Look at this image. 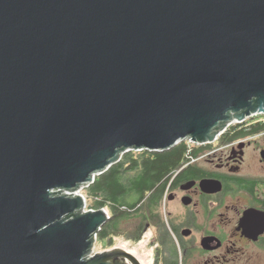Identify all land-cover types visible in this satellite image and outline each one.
<instances>
[{"label": "water", "instance_id": "1", "mask_svg": "<svg viewBox=\"0 0 264 264\" xmlns=\"http://www.w3.org/2000/svg\"><path fill=\"white\" fill-rule=\"evenodd\" d=\"M257 111L264 0H0V264H141L81 190Z\"/></svg>", "mask_w": 264, "mask_h": 264}, {"label": "flooded vegetation", "instance_id": "2", "mask_svg": "<svg viewBox=\"0 0 264 264\" xmlns=\"http://www.w3.org/2000/svg\"><path fill=\"white\" fill-rule=\"evenodd\" d=\"M184 159L157 189L131 203L135 211L126 213L122 225L138 232L144 220L156 230L162 214L169 237L151 240L155 264H264V112L230 123Z\"/></svg>", "mask_w": 264, "mask_h": 264}, {"label": "trees", "instance_id": "3", "mask_svg": "<svg viewBox=\"0 0 264 264\" xmlns=\"http://www.w3.org/2000/svg\"><path fill=\"white\" fill-rule=\"evenodd\" d=\"M195 147V146H194ZM193 148L187 142H181L179 145L165 152H129L125 154L122 160L112 166L109 171L101 176H98L95 182L88 188H85V197L88 201H94L91 205V210L106 209L109 206L114 213V220L109 221L102 227L98 234V238H107L113 244V239L118 235H122V222L127 218V212L130 214L135 211V206L131 203L141 202L144 196L147 197V192H152L157 189L162 179L169 173L180 169L184 165V158L187 152ZM124 170H131L132 173L125 174ZM169 180L163 185L160 193L162 200L164 191L167 189ZM154 197L148 199L149 203L154 202ZM158 210H160L158 206ZM162 226L158 224L156 229L157 239L161 242L166 241L169 237L165 226V221L160 214ZM142 220L140 229L137 232L132 227L124 231L128 237L134 242H137L142 234L149 228ZM133 235L132 233H136ZM167 249V248H166Z\"/></svg>", "mask_w": 264, "mask_h": 264}, {"label": "rangeland", "instance_id": "4", "mask_svg": "<svg viewBox=\"0 0 264 264\" xmlns=\"http://www.w3.org/2000/svg\"><path fill=\"white\" fill-rule=\"evenodd\" d=\"M85 192V189L81 190V194L83 196H85ZM93 203L94 201L92 200L88 201L86 209L91 210V205H93ZM121 227L123 230L122 235H118L117 237H115V239H113V244L110 243L109 239L107 238H98L93 249V254L102 253L108 250L118 248L126 252H135V254L133 255L138 258L141 264H155L157 247L155 246V244L151 243V240L156 236V230L154 228H148L142 234L141 238L137 242H134L133 240H131L130 237L127 236V234L124 233V231H126V228L129 226L125 224Z\"/></svg>", "mask_w": 264, "mask_h": 264}, {"label": "bare ground", "instance_id": "5", "mask_svg": "<svg viewBox=\"0 0 264 264\" xmlns=\"http://www.w3.org/2000/svg\"><path fill=\"white\" fill-rule=\"evenodd\" d=\"M219 132H220L219 134H221V133H222V130H220ZM218 136H219V135H217V137H218ZM216 139H217V138H216ZM216 139H215V140H216ZM129 253L132 254V255L135 254V252H132V253L129 252ZM133 256H134V255H133ZM134 257H136V256H134ZM124 259L126 260V262H127L128 264H135V263H134L130 258H128V257H125ZM137 259H138V258H137ZM143 264H144V263H143Z\"/></svg>", "mask_w": 264, "mask_h": 264}, {"label": "built area", "instance_id": "6", "mask_svg": "<svg viewBox=\"0 0 264 264\" xmlns=\"http://www.w3.org/2000/svg\"><path fill=\"white\" fill-rule=\"evenodd\" d=\"M220 135V134H219ZM219 137V136H218ZM183 142H187L188 143V145H189V148L190 147H194V146H197V145H202V144H197V143H193V141L192 140H190V139H188V140H184ZM92 185V184H91ZM90 186V185H89ZM89 186H87V187H85V188H88Z\"/></svg>", "mask_w": 264, "mask_h": 264}, {"label": "clouds", "instance_id": "7", "mask_svg": "<svg viewBox=\"0 0 264 264\" xmlns=\"http://www.w3.org/2000/svg\"><path fill=\"white\" fill-rule=\"evenodd\" d=\"M95 182V181H94ZM85 189V188H84Z\"/></svg>", "mask_w": 264, "mask_h": 264}]
</instances>
